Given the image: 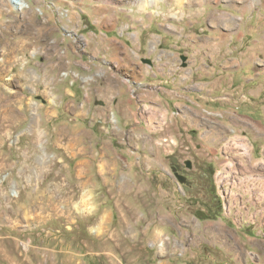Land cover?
<instances>
[{"label":"rangeland","instance_id":"rangeland-1","mask_svg":"<svg viewBox=\"0 0 264 264\" xmlns=\"http://www.w3.org/2000/svg\"><path fill=\"white\" fill-rule=\"evenodd\" d=\"M263 20L264 0H0V264H257L244 241L264 237L259 144L234 131L212 158L198 135L221 122L166 118L123 85L138 63L112 56L183 53L207 34L220 64L228 37L243 23L260 37ZM120 91L139 102L119 109Z\"/></svg>","mask_w":264,"mask_h":264},{"label":"crops","instance_id":"crops-1","mask_svg":"<svg viewBox=\"0 0 264 264\" xmlns=\"http://www.w3.org/2000/svg\"><path fill=\"white\" fill-rule=\"evenodd\" d=\"M260 24L264 26V20ZM243 26L244 29L241 26L239 32L228 37V43L232 47L224 50L229 56L220 64L217 61L216 43L219 39L207 34L209 39L206 41H203L201 35H190L192 46L183 53L165 48L160 52L149 51L147 55L139 53L135 56L124 49L121 53H115L112 59L117 64L127 61L138 63L133 74H128L129 79L122 80L123 85L142 89L140 102L167 104L166 118H180L184 121L185 128L197 127L207 116L217 118L221 122L220 127L201 131L198 135L201 143L199 145L204 146L212 158H220L219 143L227 134L235 131L253 137L259 144L260 161L264 163V127L251 125L264 120V30L260 37H251L252 31L256 30H252L245 23ZM233 36L236 37L232 39ZM110 40L115 47H121V42L126 44L124 40ZM146 40L150 42V39ZM207 44L209 48L206 47ZM206 56L213 58L210 66L203 63V57ZM204 78L208 80H203ZM154 87L160 89L158 95L150 91ZM118 95L116 102L119 109L124 104L133 105L139 102L133 101L132 96L123 97L121 91ZM158 105L154 110L156 113L153 112L156 116L159 112ZM129 117L137 119L142 116L138 109L131 108ZM171 150L172 147L169 146L165 148V153ZM244 243L249 255L257 254L259 261L256 263L264 264V237L258 236L255 239L247 236Z\"/></svg>","mask_w":264,"mask_h":264},{"label":"flooded vegetation","instance_id":"flooded-vegetation-1","mask_svg":"<svg viewBox=\"0 0 264 264\" xmlns=\"http://www.w3.org/2000/svg\"><path fill=\"white\" fill-rule=\"evenodd\" d=\"M172 161V169L174 174H176V176H178L182 181L185 182V184L195 181L197 179V176H195L196 174L194 172H192V174H189L188 172L186 173V170L184 167H186L188 170L187 171H192L194 165L191 161L187 160L186 163H184V166H180L178 160L176 157H172L171 158ZM212 167H210L211 169ZM182 170V172H181ZM185 170V171H184ZM209 177L211 178V188H210V194L213 197L218 196V191H217V182H216V174H214V172L208 171Z\"/></svg>","mask_w":264,"mask_h":264},{"label":"built area","instance_id":"built-area-1","mask_svg":"<svg viewBox=\"0 0 264 264\" xmlns=\"http://www.w3.org/2000/svg\"><path fill=\"white\" fill-rule=\"evenodd\" d=\"M20 10V9H19ZM243 146V145H242ZM243 149H244V146H243ZM246 150V148L244 149ZM249 196V195H248ZM244 198V196H243ZM264 198V196H263ZM240 200H242V198H240ZM253 224V223H252ZM166 243V241H162V238L160 241H155L153 243L150 244V246L154 249H157L158 251H162L164 249V244Z\"/></svg>","mask_w":264,"mask_h":264},{"label":"bare ground","instance_id":"bare-ground-1","mask_svg":"<svg viewBox=\"0 0 264 264\" xmlns=\"http://www.w3.org/2000/svg\"><path fill=\"white\" fill-rule=\"evenodd\" d=\"M13 3H14V0H13ZM19 5H20L21 8L25 6V4L22 3V2H21V4H19ZM169 238H170V237H164V238H162V241H168ZM180 251H181V250H180ZM182 251H183V250H182Z\"/></svg>","mask_w":264,"mask_h":264}]
</instances>
